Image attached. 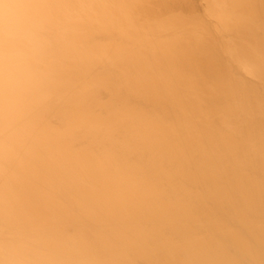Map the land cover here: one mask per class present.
Instances as JSON below:
<instances>
[{
	"label": "bare ground",
	"instance_id": "6f19581e",
	"mask_svg": "<svg viewBox=\"0 0 264 264\" xmlns=\"http://www.w3.org/2000/svg\"><path fill=\"white\" fill-rule=\"evenodd\" d=\"M213 1L264 77V0ZM183 2L0 0V264H264V123Z\"/></svg>",
	"mask_w": 264,
	"mask_h": 264
},
{
	"label": "rangeland",
	"instance_id": "374dc122",
	"mask_svg": "<svg viewBox=\"0 0 264 264\" xmlns=\"http://www.w3.org/2000/svg\"><path fill=\"white\" fill-rule=\"evenodd\" d=\"M183 1H186L185 5L192 8L191 18L195 16L192 19L198 18L202 23V29L197 32L200 40L196 43L216 53L225 72L235 80L236 86L245 92L244 102L240 103V110L243 111L242 118H251L264 123V77L250 73L245 66L240 49L245 42L242 35L226 28L219 15L217 2L213 0ZM43 26L46 29L45 23ZM250 101L259 103L261 110L254 112L246 110L245 102ZM48 121L54 126L62 124L61 120L55 117L49 118Z\"/></svg>",
	"mask_w": 264,
	"mask_h": 264
}]
</instances>
